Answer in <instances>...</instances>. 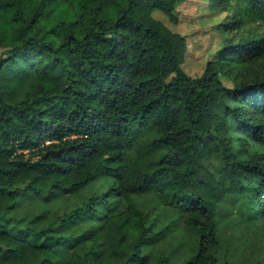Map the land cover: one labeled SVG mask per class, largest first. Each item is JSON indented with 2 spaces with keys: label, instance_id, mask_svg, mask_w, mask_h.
I'll return each mask as SVG.
<instances>
[{
  "label": "trees",
  "instance_id": "obj_1",
  "mask_svg": "<svg viewBox=\"0 0 264 264\" xmlns=\"http://www.w3.org/2000/svg\"><path fill=\"white\" fill-rule=\"evenodd\" d=\"M178 1L0 0V264H218L226 197L264 217V0L199 78Z\"/></svg>",
  "mask_w": 264,
  "mask_h": 264
},
{
  "label": "rangeland",
  "instance_id": "obj_2",
  "mask_svg": "<svg viewBox=\"0 0 264 264\" xmlns=\"http://www.w3.org/2000/svg\"><path fill=\"white\" fill-rule=\"evenodd\" d=\"M237 2L229 0L221 6L213 4L212 0H179L175 11L177 22L171 21L158 10L154 12L156 20L185 38L187 51L182 69L189 77L199 78L208 63L220 59L225 40L242 35V30L234 25L239 7H236ZM263 69L260 67L259 74ZM222 82L224 86L232 87L233 81L230 79L222 78ZM221 167L222 164L217 160L210 165L216 172ZM17 193L20 196L29 195L24 188ZM75 203V200H67L62 206L72 209ZM38 209V201L26 197L19 214L30 218ZM216 220L219 246L214 254L218 264H254L264 261V217L261 209L255 205L252 192L245 189L227 196L218 207ZM175 248L176 245L167 251H174Z\"/></svg>",
  "mask_w": 264,
  "mask_h": 264
}]
</instances>
